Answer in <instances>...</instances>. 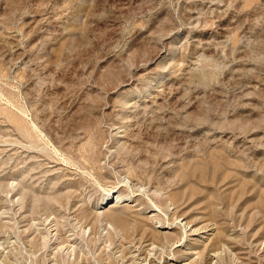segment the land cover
Segmentation results:
<instances>
[{"label":"rangeland","instance_id":"374dc122","mask_svg":"<svg viewBox=\"0 0 264 264\" xmlns=\"http://www.w3.org/2000/svg\"><path fill=\"white\" fill-rule=\"evenodd\" d=\"M0 264H264V0H0Z\"/></svg>","mask_w":264,"mask_h":264},{"label":"bare ground","instance_id":"6f19581e","mask_svg":"<svg viewBox=\"0 0 264 264\" xmlns=\"http://www.w3.org/2000/svg\"><path fill=\"white\" fill-rule=\"evenodd\" d=\"M124 196V195H123ZM122 196V193H121V195H120V193L119 192H114V193H109V194H107L106 195V197L103 199V201H102V203H101V205L99 204V206L98 207H96L95 208V213H96V216H97V219H96V222H98L99 224H104V223H106V229L108 230V233H110V231H112V230H114L115 232H120L119 231V227H121L122 225L120 224V226H119V223L121 222V221H119L118 222V220H117V216L115 215V213H113L112 212V214H109V215H107L105 212H103V209L104 208H109V207H111V209L112 208H116V207H118V205L120 204V203H126V204H129L128 202L130 201H128L127 200V198H126V200L124 201V197ZM128 197V196H127ZM112 199L111 201V203H108L107 202V200H109V199ZM129 198V197H128ZM54 201H57V199L56 198H54V199H52L50 202H54ZM108 203V204H107ZM133 203V202H132ZM154 209H156V208H154ZM105 210V209H104ZM154 213H157L158 212V210L156 209V210H154L153 211ZM107 216V217H106ZM155 216V215H154ZM153 216V217H154ZM155 218H157V216H155ZM154 219V218H153ZM120 220V219H119ZM155 220V219H154ZM160 220V219H159ZM50 221H51V224L52 223H55V226H54V228H56L55 230H54V232H56V234L54 235V237H58L59 238V232L61 231V223L60 222H58V221H56L55 219H50ZM158 223V222H157ZM123 224V223H122ZM54 225V224H53ZM119 226V227H118ZM123 227V226H122ZM185 227H186V230H187V232H188V234H192V235H198V232L200 231L198 228L197 229H194L193 227H191L190 226V224H185ZM191 227V228H190ZM122 229V228H121ZM165 229H168V230H170L171 228L169 227V228H165ZM125 230V229H124ZM123 230V231H124ZM127 230V229H126ZM190 232V233H189ZM206 232V231H205ZM123 233V232H122ZM203 233V232H202ZM206 234V233H205ZM50 235V234H49ZM204 235V234H203ZM165 236V235H164ZM189 237V236H188ZM47 239V238H46ZM189 246V245H188ZM73 247V246H72ZM71 248V247H70ZM74 248H75V246H74ZM138 248V247H137ZM73 250V249H72ZM160 250V249H159ZM135 253V252H134ZM139 254V253H138ZM215 254V253H214ZM137 255V254H136ZM221 256H220V253H216L215 255H214V259H216V260H219V258H220ZM139 260V259H138ZM216 262V261H215Z\"/></svg>","mask_w":264,"mask_h":264}]
</instances>
